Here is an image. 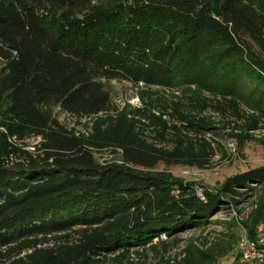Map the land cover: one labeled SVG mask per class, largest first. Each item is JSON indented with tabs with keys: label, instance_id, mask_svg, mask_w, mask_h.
I'll return each mask as SVG.
<instances>
[{
	"label": "trees",
	"instance_id": "obj_1",
	"mask_svg": "<svg viewBox=\"0 0 264 264\" xmlns=\"http://www.w3.org/2000/svg\"><path fill=\"white\" fill-rule=\"evenodd\" d=\"M0 59V264L226 255L191 239L167 256L178 233L256 195L264 165L202 196L168 167L209 168L212 134L232 124L238 146L264 145V0H0ZM112 80L142 105L117 106ZM253 206L251 237L264 194Z\"/></svg>",
	"mask_w": 264,
	"mask_h": 264
},
{
	"label": "rangeland",
	"instance_id": "obj_2",
	"mask_svg": "<svg viewBox=\"0 0 264 264\" xmlns=\"http://www.w3.org/2000/svg\"><path fill=\"white\" fill-rule=\"evenodd\" d=\"M2 66L3 62L0 59V69ZM107 88L112 94L114 103L119 107H123L126 103L133 107L142 105L137 86L128 81L112 80L107 82ZM160 93L157 94V97L164 94L162 91ZM56 111L61 121L72 126L74 120L70 115L61 113L59 110ZM216 120H219V118L216 117ZM233 126L234 124L228 129L219 130L212 134L211 139L217 152L209 168L172 166L168 167V170L202 196L206 190H218L230 176L264 165V145L259 141H252L247 142L243 147L238 146L235 139L229 135ZM0 129L3 130L4 128L0 127ZM263 133L264 131L259 130L256 135L261 136ZM112 157L110 151H104L99 155L101 161ZM159 169L164 170L165 166L160 165ZM256 193V195H249L245 198H237L239 200L237 204L225 205L219 212L211 216V221L208 224L185 229L178 233L177 238L183 241L177 247L172 245L167 256H175L185 241L191 239L204 247L205 245L210 246L217 242H223L222 244L226 246L227 253L217 261V264L231 263L240 252L243 239L248 237L250 240H257L259 233H261L257 228L255 235L251 237L250 231L245 226V222L248 221V217L255 207L253 203L257 201L260 194H264V185L259 186ZM260 226H263L262 234L264 236V223ZM162 238L167 239L163 235ZM146 259L148 263H152L154 257L150 254Z\"/></svg>",
	"mask_w": 264,
	"mask_h": 264
},
{
	"label": "built area",
	"instance_id": "obj_3",
	"mask_svg": "<svg viewBox=\"0 0 264 264\" xmlns=\"http://www.w3.org/2000/svg\"><path fill=\"white\" fill-rule=\"evenodd\" d=\"M258 230L261 232L258 239L250 240L248 237L243 239L240 252L228 264H264L263 226H259Z\"/></svg>",
	"mask_w": 264,
	"mask_h": 264
}]
</instances>
